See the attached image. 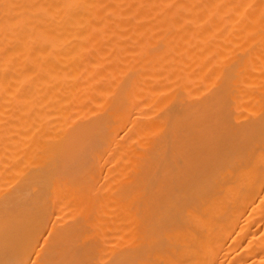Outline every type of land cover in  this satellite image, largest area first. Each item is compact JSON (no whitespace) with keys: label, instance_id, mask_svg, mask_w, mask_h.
Masks as SVG:
<instances>
[{"label":"bare ground","instance_id":"obj_1","mask_svg":"<svg viewBox=\"0 0 264 264\" xmlns=\"http://www.w3.org/2000/svg\"><path fill=\"white\" fill-rule=\"evenodd\" d=\"M0 264H264V0H0Z\"/></svg>","mask_w":264,"mask_h":264}]
</instances>
